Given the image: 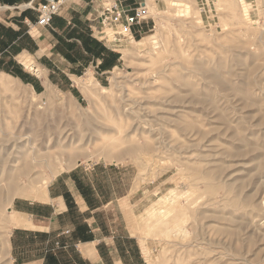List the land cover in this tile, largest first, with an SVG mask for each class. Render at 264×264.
Returning a JSON list of instances; mask_svg holds the SVG:
<instances>
[{
	"label": "rangeland",
	"instance_id": "rangeland-1",
	"mask_svg": "<svg viewBox=\"0 0 264 264\" xmlns=\"http://www.w3.org/2000/svg\"><path fill=\"white\" fill-rule=\"evenodd\" d=\"M142 2L156 10L138 45L110 43L104 79L0 67V264L39 255L16 209L66 177L116 264H264V0Z\"/></svg>",
	"mask_w": 264,
	"mask_h": 264
},
{
	"label": "crops",
	"instance_id": "crops-1",
	"mask_svg": "<svg viewBox=\"0 0 264 264\" xmlns=\"http://www.w3.org/2000/svg\"><path fill=\"white\" fill-rule=\"evenodd\" d=\"M142 1L63 0L60 12L52 18L50 25L40 27L36 22L44 0H0V10L4 7L23 6L18 12L6 16V21L0 19V67H8L14 61L20 63L19 58L26 56L33 60L29 63L31 70H28L45 72L49 82V76L54 75V79L58 76L70 79L74 73L89 66L96 69L98 77L104 79L119 61V51L116 50L119 46H111L110 43L118 36L125 39L131 36L135 39L147 21L128 27L121 20L120 24L110 26L112 41L104 42L106 35L101 36L104 28L100 22L102 8L118 3L131 15L138 4L145 3ZM31 75L35 77L31 79L32 82L42 86L43 81L34 73ZM24 205L26 208L16 209L15 214L22 222L13 226L14 235L17 237L22 234L34 243L40 242L36 251L39 255L17 264H116L113 255H118L120 250H105L109 247L108 238L97 236L99 227L92 214L98 208L91 206L88 199L80 194L70 177L52 182L45 199ZM66 233L67 237L58 239L61 247L54 248L53 240ZM66 238L72 244L66 242ZM102 243L105 248L99 255L97 246ZM72 246L78 248L76 254Z\"/></svg>",
	"mask_w": 264,
	"mask_h": 264
},
{
	"label": "built area",
	"instance_id": "built-area-1",
	"mask_svg": "<svg viewBox=\"0 0 264 264\" xmlns=\"http://www.w3.org/2000/svg\"><path fill=\"white\" fill-rule=\"evenodd\" d=\"M61 3V0H44V4L39 8L36 24L40 27H48L52 18L60 12ZM147 18L145 3L135 8L131 15L127 14V11L120 4L113 3L102 8L100 22L101 26L106 28L120 24L121 20H124L129 27L142 24Z\"/></svg>",
	"mask_w": 264,
	"mask_h": 264
},
{
	"label": "bare ground",
	"instance_id": "bare-ground-1",
	"mask_svg": "<svg viewBox=\"0 0 264 264\" xmlns=\"http://www.w3.org/2000/svg\"><path fill=\"white\" fill-rule=\"evenodd\" d=\"M166 4H167V6H165V7L174 8L177 12H179L180 6H181V2L180 1H169V2H166ZM150 8L156 10L155 8L151 7L149 3H146L145 4V9L147 10V9H150ZM181 12H183V11H181ZM128 39L130 40V44H133L134 43V44L138 45V43H136L135 40H133V38L131 36ZM149 45H151V47L154 48V46L157 45V42L156 41L150 42ZM10 177H12V176H10ZM9 180H10V182H9L8 188H9V193H10L11 192L10 189H12V187H13V181L14 180L13 181H12V179H9ZM46 185H47L46 182H43L41 184V186L39 188V191H38L37 195L35 196L36 199H40V198L45 199L46 198ZM167 201L169 202V199H167ZM173 202H174V200H173Z\"/></svg>",
	"mask_w": 264,
	"mask_h": 264
}]
</instances>
